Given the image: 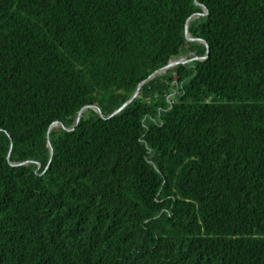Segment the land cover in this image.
<instances>
[{
    "label": "trees",
    "instance_id": "trees-1",
    "mask_svg": "<svg viewBox=\"0 0 264 264\" xmlns=\"http://www.w3.org/2000/svg\"><path fill=\"white\" fill-rule=\"evenodd\" d=\"M0 264H264V0H0Z\"/></svg>",
    "mask_w": 264,
    "mask_h": 264
},
{
    "label": "water",
    "instance_id": "water-1",
    "mask_svg": "<svg viewBox=\"0 0 264 264\" xmlns=\"http://www.w3.org/2000/svg\"><path fill=\"white\" fill-rule=\"evenodd\" d=\"M205 14H207V11H205ZM195 18V16L194 17H191L189 20H188V24L193 20ZM188 24H187V28H186V35H187V38L189 39V40H191V41H194L193 39H191L190 38V35H189V33H188ZM208 54H209V50H207V55L206 56H208ZM180 59L181 58H179L178 60H175V61H173V62H170L164 69H162V70H160V71H158V72H156L155 74H153L149 79H148V81L149 80H151V79H153V78H155V77H157V76H159V75H161V74H164V73H166V71L167 70H169V69H171V68H173V67H175V66H178V65H180V64H184V63H186V62H183V63H180ZM148 81H146V82H148ZM145 82V83H146ZM139 89H140V86L138 87V89L136 90V92L134 93V95L132 96V98L129 100V101H127L119 110H117V111H115L113 114H111L110 116H108V118H112L113 116H115V115H117L120 111H122L124 108H126L137 96H138V92H139ZM94 109V111L96 112V113H98L99 115H101V113H100V111H99V109H97V108H93ZM84 111H86V109H83L80 113H79V115H78V117H77V120H76V124H78V122H79V120L81 119V117H82V115H83V113H84ZM55 126H58V124H55V125H53L52 127H55ZM60 127H62V125H60ZM63 128V127H62ZM51 150V152H52V149H50Z\"/></svg>",
    "mask_w": 264,
    "mask_h": 264
},
{
    "label": "rangeland",
    "instance_id": "rangeland-1",
    "mask_svg": "<svg viewBox=\"0 0 264 264\" xmlns=\"http://www.w3.org/2000/svg\"><path fill=\"white\" fill-rule=\"evenodd\" d=\"M181 58H186V60H187V57H186V56H185V57H181ZM186 60H185V61H186ZM171 100H172V99H171ZM83 114H84V113H83Z\"/></svg>",
    "mask_w": 264,
    "mask_h": 264
},
{
    "label": "bare ground",
    "instance_id": "bare-ground-1",
    "mask_svg": "<svg viewBox=\"0 0 264 264\" xmlns=\"http://www.w3.org/2000/svg\"><path fill=\"white\" fill-rule=\"evenodd\" d=\"M180 63H183V62H182V58L180 59Z\"/></svg>",
    "mask_w": 264,
    "mask_h": 264
}]
</instances>
